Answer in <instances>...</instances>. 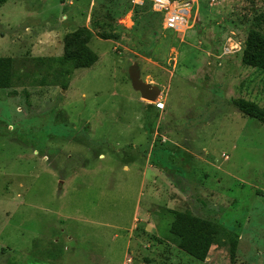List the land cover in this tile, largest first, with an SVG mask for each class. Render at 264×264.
Returning <instances> with one entry per match:
<instances>
[{"label": "rangeland", "instance_id": "rangeland-1", "mask_svg": "<svg viewBox=\"0 0 264 264\" xmlns=\"http://www.w3.org/2000/svg\"><path fill=\"white\" fill-rule=\"evenodd\" d=\"M263 17L264 0H196L182 30L149 0L0 6V57L13 59L0 264H264V124L234 104L264 109V70L242 61ZM80 28L98 55L89 68L61 60ZM134 65L156 101L133 88ZM167 208L211 222L204 260L177 243Z\"/></svg>", "mask_w": 264, "mask_h": 264}, {"label": "trees", "instance_id": "trees-1", "mask_svg": "<svg viewBox=\"0 0 264 264\" xmlns=\"http://www.w3.org/2000/svg\"><path fill=\"white\" fill-rule=\"evenodd\" d=\"M9 0H0V6ZM152 7V6H151ZM264 22V17H263ZM92 31L88 28H80L73 33V39L65 42V53L61 57L75 62L78 68H89L98 61V55L90 48ZM110 37H105L109 39ZM79 40L76 45L74 41ZM73 46H76L73 49ZM243 64L264 70V30L261 27L252 29L247 37L242 55ZM13 82V59L0 57V89L10 88ZM236 108L243 114L258 119L264 124V109L256 102L246 98H237L234 101ZM165 171V169L163 168ZM163 216L168 217L169 230L177 243L187 250L195 258L204 260L213 244V228L207 219L193 215L190 211H180L167 208ZM232 234L233 249L236 247L237 235Z\"/></svg>", "mask_w": 264, "mask_h": 264}, {"label": "built area", "instance_id": "built-area-1", "mask_svg": "<svg viewBox=\"0 0 264 264\" xmlns=\"http://www.w3.org/2000/svg\"><path fill=\"white\" fill-rule=\"evenodd\" d=\"M149 2L152 9L163 12L166 28L182 30L187 26L196 0H149ZM155 105L158 109H164L165 106L161 101L156 102Z\"/></svg>", "mask_w": 264, "mask_h": 264}, {"label": "water", "instance_id": "water-1", "mask_svg": "<svg viewBox=\"0 0 264 264\" xmlns=\"http://www.w3.org/2000/svg\"><path fill=\"white\" fill-rule=\"evenodd\" d=\"M129 76L133 88L140 92L141 97L149 101H156L161 94V89L152 83L146 82L141 77V72L138 66L134 65L129 70Z\"/></svg>", "mask_w": 264, "mask_h": 264}, {"label": "crops", "instance_id": "crops-1", "mask_svg": "<svg viewBox=\"0 0 264 264\" xmlns=\"http://www.w3.org/2000/svg\"><path fill=\"white\" fill-rule=\"evenodd\" d=\"M89 46H90V45H89ZM103 155L106 156L105 154H103ZM132 164H133V163H132ZM126 168L129 169L130 166H127V165H126ZM143 169H144V168H143ZM151 169H153V170L155 169L154 166H153V164H147L146 167H145V170L143 171V172H144V173H143L144 176H147L148 172H150Z\"/></svg>", "mask_w": 264, "mask_h": 264}]
</instances>
